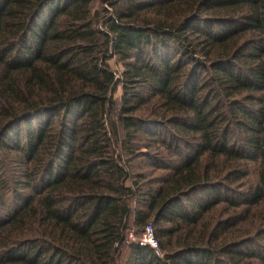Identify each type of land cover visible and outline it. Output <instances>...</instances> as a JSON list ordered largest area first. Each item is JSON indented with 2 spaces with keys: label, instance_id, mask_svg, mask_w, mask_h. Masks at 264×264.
Returning a JSON list of instances; mask_svg holds the SVG:
<instances>
[{
  "label": "trees",
  "instance_id": "obj_1",
  "mask_svg": "<svg viewBox=\"0 0 264 264\" xmlns=\"http://www.w3.org/2000/svg\"><path fill=\"white\" fill-rule=\"evenodd\" d=\"M0 264H264V0H0Z\"/></svg>",
  "mask_w": 264,
  "mask_h": 264
},
{
  "label": "rangeland",
  "instance_id": "obj_2",
  "mask_svg": "<svg viewBox=\"0 0 264 264\" xmlns=\"http://www.w3.org/2000/svg\"><path fill=\"white\" fill-rule=\"evenodd\" d=\"M96 7L97 8H99V7H101V5H100V3H97L96 4ZM110 64H111V66L114 68V69H123V66L122 65H120V64H117L116 65V61H115V59H111L110 61ZM120 94H121V88H118V90L116 91V93H115V97H119L120 96ZM134 229L135 228H131V230H129L128 232H127V236H128V239H131V240H136V239H138L137 238V236H136V234L134 233ZM140 237V236H139ZM126 248L124 249V255H122V258H120L119 259V263H121V261H123V259L124 258H126Z\"/></svg>",
  "mask_w": 264,
  "mask_h": 264
},
{
  "label": "built area",
  "instance_id": "obj_3",
  "mask_svg": "<svg viewBox=\"0 0 264 264\" xmlns=\"http://www.w3.org/2000/svg\"><path fill=\"white\" fill-rule=\"evenodd\" d=\"M143 241L147 244H150L152 247H158V240L155 235L154 227L152 223H148L145 226V230L143 233Z\"/></svg>",
  "mask_w": 264,
  "mask_h": 264
}]
</instances>
